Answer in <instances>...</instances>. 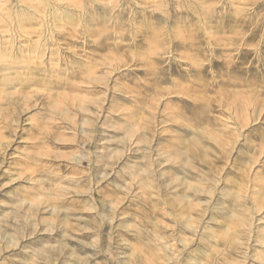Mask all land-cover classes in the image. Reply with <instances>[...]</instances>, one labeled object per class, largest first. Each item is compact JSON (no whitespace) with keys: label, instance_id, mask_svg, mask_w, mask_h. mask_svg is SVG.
<instances>
[{"label":"rangeland","instance_id":"1","mask_svg":"<svg viewBox=\"0 0 264 264\" xmlns=\"http://www.w3.org/2000/svg\"><path fill=\"white\" fill-rule=\"evenodd\" d=\"M0 38V264H264V0H0Z\"/></svg>","mask_w":264,"mask_h":264},{"label":"bare ground","instance_id":"2","mask_svg":"<svg viewBox=\"0 0 264 264\" xmlns=\"http://www.w3.org/2000/svg\"><path fill=\"white\" fill-rule=\"evenodd\" d=\"M112 2H113V1H112ZM112 2H110V3H112ZM114 2H116V1H114ZM110 3H109V6H111ZM102 5H103V4H102ZM104 5H105V4H104ZM113 5H114V4H113ZM106 6H107V5H106ZM106 6H105V7H106ZM115 6H116V5H115ZM115 6H114V7H115ZM19 8H20V10H19V12H18V13H20L19 16H23V11H25V10L27 9V7H25V6H23V5H19ZM33 8H34V10H35V11H33L34 14L36 13V15H37L39 9H38V5H37V3H36L35 1H34V3H33ZM112 9H113V7L110 8V10H112ZM104 10H106V8H105ZM108 10H109V9H108ZM39 11H40V10H39ZM104 12H105V11H104ZM106 12H107V10H106ZM110 13H111V12L109 11V14H110ZM39 14H40V13H39ZM39 14H38V15H39ZM49 14H50V13H49ZM99 14H100V13H99ZM105 14H106V13H105ZM121 14H122V13H121ZM121 14H120V15H121ZM38 15H37V17H39ZM110 15H111V14H110ZM112 15H113V13H112ZM112 15H111V16H112ZM118 15H119V13H118L117 15H115V16H112V18H111V19H112V22H114V24L116 25V31H117V32H118L119 29L121 30V27L119 28L118 25H117V24H119V21H118ZM42 16H43V15H42ZM45 16L47 17V15H45ZM101 16H102V15H101ZM101 16H100V17H101ZM96 17H97V16H96ZM100 17H99V18H100ZM39 18H40V17H39ZM42 18L45 19L44 17H42ZM102 18H103V17H102ZM107 18H108V17H106V19H107ZM109 18H110V17H109ZM147 18H148V17H147ZM79 19H80V18H79ZM104 19H105V18H104ZM145 19H146V18H145ZM23 20H24V19L21 17L20 21L17 23V30L19 29L18 31H20V29L22 28V22H23ZM36 20H37V19H36ZM47 20H48V19H47ZM97 20H98V19H97ZM101 20L103 21V19H101ZM107 20H108V19H107ZM119 20H120V19H119ZM42 21H43V20H42ZM63 21H64V20H63ZM108 21L110 22V20H108ZM117 21H118V23H117ZM43 22H44V21H43ZM46 22H47V21H46ZM98 22H99V21H98ZM104 22H106V21H103L102 23H104ZM120 22H121V21H120ZM99 23H100V22H99ZM65 24H66V23H65ZM77 24H78V23H77ZM39 26H40V25H39ZM47 27H48V26H47ZM47 27H46V28H47ZM13 28H14V26H13ZM26 28H27V27H26ZM99 28H100V27H99ZM104 28H105V27H104ZM72 29H74V28H72ZM101 29H102V28H101ZM21 30H22V29H21ZM24 30H25V27H24ZM49 30H50V29H49ZM103 31H104V30H103ZM22 32H23V31H22ZM48 32H49V31H48ZM50 32H51V31H50ZM57 32H58V31H57ZM64 32H65V29H64ZM70 32H71V31H70ZM70 32H69V33H70ZM122 32H123V31H121L120 33H122ZM19 33H21V31H20ZM34 33H35V32H34ZM39 33H40V32H39ZM98 33H99V32H98ZM137 33H138V32H137ZM140 33H142V32H140ZM37 34H38V33H37ZM49 34H50V33H49ZM58 34H59V32H58ZM64 34H65V33H64ZM123 34H124V33H123ZM131 34H132V33H131ZM15 35H16V34H15ZM21 35H22V37H23V36H25L26 34L24 33V34H21ZM52 35H53V34H52ZM55 35H56V34H55ZM71 35H72V33H71ZM115 35H116V33H115ZM37 36H38V35H37ZM37 36H36V37H37ZM46 36H47V35H46ZM50 36H51V35H50ZM50 36H49V37H50ZM63 36H65V35H63ZM98 36H99V35H98ZM98 36H97V37H98ZM118 36H119V35H118ZM26 37H27V36H26ZM97 37H96V38H97ZM121 37H122V36H121ZM121 37H120V38H117V39H121ZM137 37H138V36H137ZM146 37H149V36H146ZM39 38H40V37H39ZM143 38H145V37H143ZM0 39H1V38H0ZM3 39H4V38H3ZM17 39H18V38H17ZM50 39H51V38H50ZM60 39H61V38H60ZM67 39H68V38H67ZM67 39H66V41H67ZM146 39H147V38H146ZM146 39H145V40H146ZM152 39H153V38H152ZM35 40H36V39H35ZM47 40H48V39H47ZM63 40H64V38H63ZM96 40L98 41V39H96ZM149 40H150V38H149ZM149 40H148V41H149ZM41 41H42V40H41ZM41 41H40V42H41ZM64 41H65V40H64ZM68 41H69V39H68ZM68 41H67V42H68ZM91 41L94 42L95 40L93 39V40H91ZM148 41H147V42H148ZM3 42H4V41H3ZM35 42H36V41H35ZM38 44H39V43H38ZM44 44H45V42H44ZM56 44H57V43H56ZM58 44H59V43H58ZM97 44H98V43H97ZM116 44H117V43H116ZM37 46H38V45H37ZM39 46H40V45H39ZM41 47H42V46H41ZM10 48H11V47H10ZM51 48H52V47H51ZM6 49H8V48H6ZM6 49H5V50H6ZM20 49H21V48H20ZM45 49H46V48H45ZM18 50H19V49H18ZM182 52H183V51H182ZM30 54H31V53H30ZM184 54H186V53H184ZM42 55H43V54H42ZM0 56H5L4 48H2V49L0 50ZM142 56H143V54H142ZM147 56H148V55H147ZM22 57H23V56H22ZM50 57H51V56H50ZM50 57H49V59H50ZM148 57H149V56H148ZM51 58H52V57H51ZM143 58H144V56H143ZM184 58H185V57H184ZM23 59H24V58H23ZM24 60H25V59H24ZM146 60H149V59L146 58ZM25 61H26V60H25ZM25 61H24V62H25ZM50 61H51V60H50ZM151 61H153V60H151ZM151 63H152V62H151ZM24 64H25V63H24ZM25 65H26V64H25ZM142 65H143V64H142ZM153 66H154V65H152V67H153ZM25 67H26V66H25ZM25 67H24V69H25ZM150 67H151V66H150ZM152 67H151V68H152ZM22 68H23V67H22ZM148 68H149V67H148ZM148 68H147V69H148ZM152 70H153V69H152ZM1 71H2V70H1ZM150 71H151V70H150ZM155 71H156V70H155ZM155 71H154V72H155ZM146 72H148V71L146 70ZM152 73H153V72H152ZM24 74H25V73H24ZM24 74H23V75H24ZM147 74H148V73H147ZM150 74H151V72H150ZM151 75H153V74H151ZM153 79H154V78H153ZM157 80H158V79H156V81H157ZM178 80H179V79H178ZM178 80H177V81H178ZM193 80H194V79H193ZM151 81H152V80H151ZM179 81H180V80H179ZM184 81H186V80H184ZM193 82H194V81H193ZM197 82H198V81H197ZM150 83H151V82H150ZM153 83H154V82H153ZM155 83H156V82H155ZM174 83H175V82H174ZM175 84H176V83H175ZM180 86H181V84H180ZM184 86H185V85H184ZM181 87H182V86H181ZM192 88H193V87H192ZM197 88H198V87H197ZM197 88H196V89H197ZM165 89H166V88H165ZM179 89H180V87H179ZM179 89H177L178 92L182 90V89H180V90H179ZM185 89H186V87H185ZM177 90H176V91H177ZM183 90H184V89H183ZM187 90H189V89L187 88ZM192 90H193V89H192ZM183 92H184V91H183ZM189 92H190V91H189ZM189 92H188V93H189ZM180 93H181V92H179V95H180ZM194 93H198V92H197V91H196V92L194 91ZM185 94H186V93H185ZM198 94H199V93H198ZM181 95H182V93H181ZM193 95H194V94H193ZM183 96L185 97L186 95H183ZM198 96H199V95H198ZM192 97H193V96H192ZM192 97H191V98H192ZM185 98H186V97H185ZM194 98H195V96H194ZM187 99H188V98H187ZM159 101H160V100H159ZM248 117H249V116H248ZM252 118H253V117H252ZM246 119H247V118H245L244 120H246ZM238 120H239V119H238ZM245 122H246V121H245Z\"/></svg>","mask_w":264,"mask_h":264}]
</instances>
